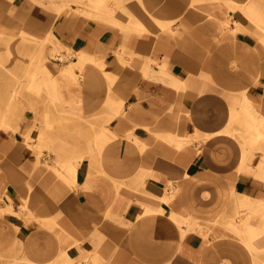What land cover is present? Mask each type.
<instances>
[{"label":"crops","instance_id":"1","mask_svg":"<svg viewBox=\"0 0 264 264\" xmlns=\"http://www.w3.org/2000/svg\"><path fill=\"white\" fill-rule=\"evenodd\" d=\"M45 1L0 0L72 54L49 98L1 101V264H259L264 0Z\"/></svg>","mask_w":264,"mask_h":264},{"label":"rangeland","instance_id":"2","mask_svg":"<svg viewBox=\"0 0 264 264\" xmlns=\"http://www.w3.org/2000/svg\"><path fill=\"white\" fill-rule=\"evenodd\" d=\"M83 2L84 0H60V3L56 4L55 0H46L44 3L40 5L43 6L42 7L43 9H46L48 11H52V13H55V6L58 11L60 9H66V8H70L73 6L82 7L84 6ZM93 2L94 0H86L87 4L93 3ZM92 9L96 11L97 6L93 7ZM13 15L14 13L10 11H8V13H2V15H0L2 16L0 17V104L2 103L1 101H3V99H6L11 93H13L15 83L19 75L23 71L24 65L28 61L33 47L37 45L40 41H42V40L38 41V39H35V37L30 36L29 34H26V35L23 34L21 36V34L19 35V33L14 29V27L8 25V22H6L7 20L2 21V19L13 18ZM2 22L5 25H3ZM42 43H43V46L46 48L45 62L47 63V65L49 66L51 70L53 66L55 67L56 64H58L62 68L63 64H65L64 62L70 61L69 57L72 54H69V53L64 54V49L62 48V46L59 47L58 49L59 51L57 50L55 51L53 50L54 49L53 44L49 40H44L42 41ZM59 54L64 56L62 60L59 59L58 57ZM52 77H54L53 78L54 83L48 86L42 85L41 88L38 90L29 88L26 83H22L19 85V89L17 93L19 94L20 89H23V95H25V97L28 100H35L38 98H42L43 96L46 97L45 95H47L49 98L50 96L48 95V93L42 88H45L47 91L51 93L53 92L56 79H55L54 74ZM39 79L41 80V78ZM13 110L14 108L12 109L10 107L7 113L9 114ZM1 112H2V107L0 108V114ZM230 210L233 211L232 209ZM231 216L232 214H230L229 220L221 218L220 220L215 221V225H218L220 228H223L224 233H228L227 236H229V238L232 241L240 242L244 244L245 242L243 241V238H245L244 237L245 234L242 235L240 233H236L232 230L231 228L232 226L229 227L230 225L228 223L231 221ZM263 220H264V216H263ZM233 221L239 223L240 218L235 219ZM261 221L262 220H259L260 223ZM195 225H198V224L196 223L193 224V226ZM199 227L202 228L204 232L207 230L206 227H203V226H199ZM256 239H257V242L259 241L261 246H264V233H259L255 238H252L250 240L251 243L249 247V249L251 250L252 256L256 257L257 262L261 264L262 258L260 257L264 258V248L257 249L254 247ZM1 259L2 258L0 257V264H1V261L3 262V259L2 260Z\"/></svg>","mask_w":264,"mask_h":264},{"label":"bare ground","instance_id":"3","mask_svg":"<svg viewBox=\"0 0 264 264\" xmlns=\"http://www.w3.org/2000/svg\"><path fill=\"white\" fill-rule=\"evenodd\" d=\"M71 8V7H70ZM59 13L63 11L62 9L58 10ZM94 14L93 12H90L89 15ZM97 14V13H96ZM95 15V14H94ZM92 17V16H90ZM44 40H49L53 44V50L59 51V47H61V43L57 41V38L53 36V34L49 35L46 39ZM42 40V41H44ZM42 41H40L37 45H35L31 51L30 57L28 61L25 63L23 71L19 75L14 89L13 93H11L7 98H6V109L4 110V113H2V122L5 124V112L8 110L10 105L15 99V95L18 92L19 85L22 83H26L29 88L32 89H40L42 85H50L54 83V77L52 71L50 70L49 66L45 62V50L46 48L43 46ZM81 51V50H80ZM82 54V53H81ZM85 56V55H84ZM83 55L79 56V63H84L86 61V57ZM59 59L62 60L64 58L63 55L59 54L58 55ZM76 59V58H75ZM78 63H71L70 69L73 74H75V68ZM79 77L80 75L77 74ZM41 78V80L39 79ZM26 118V116H25ZM25 121V120H24ZM28 121V120H27ZM19 127V126H18ZM22 134V133H21ZM254 233V234H253ZM251 239L256 237V233L254 231H251Z\"/></svg>","mask_w":264,"mask_h":264}]
</instances>
